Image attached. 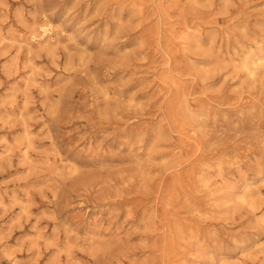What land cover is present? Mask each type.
<instances>
[{
    "label": "rangeland",
    "instance_id": "374dc122",
    "mask_svg": "<svg viewBox=\"0 0 264 264\" xmlns=\"http://www.w3.org/2000/svg\"><path fill=\"white\" fill-rule=\"evenodd\" d=\"M263 183L264 0H0V264H264Z\"/></svg>",
    "mask_w": 264,
    "mask_h": 264
},
{
    "label": "bare ground",
    "instance_id": "6f19581e",
    "mask_svg": "<svg viewBox=\"0 0 264 264\" xmlns=\"http://www.w3.org/2000/svg\"><path fill=\"white\" fill-rule=\"evenodd\" d=\"M186 25H187V24H186ZM188 27H189V26H188ZM189 29H190V28H189ZM185 35H186V34H185ZM179 36H180V35H179ZM179 36H178V38H179ZM176 37H177V36H176ZM182 38H183V37H182ZM182 43H183V42H182ZM185 44H186V43H185ZM253 55H254V54H253ZM245 56H248V55H245ZM258 59H259V58H258ZM262 59H263V58H262ZM243 60H244V59H243ZM243 60H242V62H243ZM247 60H248V58H247ZM255 60H256V59H255ZM255 60H254V61H255ZM259 60H260V59H259ZM259 60H258V62H259ZM250 61H251V59H250ZM260 61H261V60H260ZM252 63H253V62H252ZM259 63H260V62H259ZM254 64H255V63H254ZM257 64H258V63H257ZM241 65H242V64H241ZM243 65H244V64H243ZM246 65H247V64H246ZM250 65H251V63H250ZM250 65H249V70L247 69L248 66H245V65H244L245 68H246L245 70H246V71H250V73H251L252 76H253L254 73H256V72L254 71V69H253ZM259 65H260V64H258L257 66H258V67H260V66L263 67L262 64H261L260 66H259ZM255 66H256V65H255ZM257 66H256V67H257ZM250 67H251V69H250ZM253 67H254V66H253ZM243 68H244V67H243ZM257 71H258V69H257ZM246 73H247V72H246ZM259 73H260V72H259ZM255 77H256V76H254L253 78H255ZM249 79H250V77H249ZM254 80H255V79H254ZM25 130L27 131V129H25ZM27 135H28V134H27ZM28 152H29V151H28ZM26 155H27V154H26ZM26 155H25V156H26ZM27 157L30 158V156H27ZM60 160H61V159H60ZM48 161H49V160H48ZM52 162H53V161H52ZM65 165H66V164H65ZM219 166H220V165H219ZM200 167H201V166H200ZM203 171H204V170H203ZM201 174H202V173H201ZM198 176H199V175H198ZM202 178H203V177H202ZM210 180H211V179H210ZM263 184H264V183H263ZM259 188H260V187H259ZM261 189H262V188H261ZM246 190H247V188H246ZM251 190H252V189H251ZM251 190H249V191H251ZM253 190H254V189H253ZM258 190H259V189H258ZM260 191H261V190H260ZM244 193L246 194L245 191H244ZM248 193H249V192H248ZM248 193H247V194H248ZM256 193H257V192H255V194H256ZM250 195H251V194H250ZM250 195H249V197H250ZM252 195H253V193H252ZM245 196H246V195H245ZM245 196H244V197H245ZM176 260H177V259H176ZM174 262H175V261H174ZM227 262H228V261H226V263H227ZM230 264H231V263H230Z\"/></svg>",
    "mask_w": 264,
    "mask_h": 264
}]
</instances>
